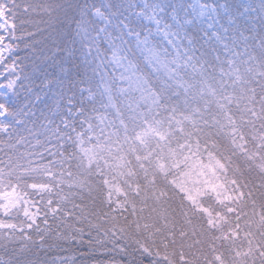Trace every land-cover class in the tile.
I'll return each mask as SVG.
<instances>
[{
  "label": "rangeland",
  "instance_id": "obj_1",
  "mask_svg": "<svg viewBox=\"0 0 264 264\" xmlns=\"http://www.w3.org/2000/svg\"><path fill=\"white\" fill-rule=\"evenodd\" d=\"M123 1L131 10L124 17L110 18L103 5L91 14L98 24L94 39L106 50L108 76L120 111L114 114L100 107L95 101L96 94L84 89L86 103L96 102L97 107L92 122H82L78 127L65 123L67 143L87 169L100 178L107 208L118 218L129 208V195L138 196L140 192L133 178L137 172L149 171L167 178L190 208L202 216L203 220L196 222L187 218L162 219L168 228L154 233L156 241L145 239L146 243L150 240L158 245L155 257L170 255L167 251L170 246L165 242L178 230L172 248L179 256L175 259H182V263L188 260V264H199L202 259L201 264H264V163L257 164L255 171L247 168L249 173L242 188L217 154L189 135L181 124L189 121L193 128L203 124L218 129L228 145L242 156L247 142L231 110L238 108L258 148L263 147L264 20H242L237 26H228L227 32L219 26L209 30L206 27L211 23L207 18L209 10L202 5L213 0H184L191 23L181 21L176 14L166 16V8L158 0ZM235 1L234 8L245 3ZM0 14L7 16V20L0 21V28L9 34L6 27L12 21L9 10L3 7ZM189 26L201 32L204 44L209 47L213 62L210 68L194 53L187 34ZM10 46L5 44V49ZM130 51L174 99L181 101L183 110L192 119L165 114L161 99L139 73ZM74 108V104L69 105L72 121L79 115ZM6 121L7 116L0 115L2 132L7 131ZM30 191L33 198L16 187L0 186L3 215L21 213L27 223L26 228L0 223V231H30L42 219L40 199L53 196L55 190L49 184H33ZM51 204L48 201L50 209ZM157 208L151 204L146 215H136L135 229L144 224L150 209L156 212ZM159 240L164 243L158 244ZM203 255L209 262L203 261ZM158 257L154 260L158 261L161 256Z\"/></svg>",
  "mask_w": 264,
  "mask_h": 264
},
{
  "label": "trees",
  "instance_id": "obj_2",
  "mask_svg": "<svg viewBox=\"0 0 264 264\" xmlns=\"http://www.w3.org/2000/svg\"><path fill=\"white\" fill-rule=\"evenodd\" d=\"M158 1L165 6L166 16L173 5H182L176 15L181 21L189 17L184 0ZM101 2L105 3L112 19L124 17L131 11L123 0H0V9L5 7L9 10L10 18L15 21L11 45L19 46L18 55L30 57L29 50L34 45L41 47L37 41L57 31L64 34L61 46L74 49L68 64L71 71L67 78H61L64 85L59 97L49 96L40 104L33 105L27 92L21 89L17 98L9 103L10 111L4 124L7 131H0V186L16 187L33 198L31 185L49 184L55 193L40 199L44 216L30 231H0V264H166L168 261L188 264V260L182 263L172 248L178 230L165 242L170 246L167 250L170 255L158 254L167 262L161 257V261L154 260L159 258L154 256L159 253L158 245L152 242L156 241L154 233L168 228L162 219L203 220L169 180L153 171L137 172L133 182L139 186L140 192L138 196L129 195V208L118 218L107 208L100 178L93 170L87 169L73 146L67 143L65 123L78 127L82 122H92L96 102L114 114L120 111L108 76L106 50L94 39L98 24L91 14ZM232 2L234 6L236 1ZM187 34L194 53L210 68L213 65L211 53L202 40L201 32L189 26ZM122 40L125 42L124 36ZM130 55L139 73L161 99L165 114L192 119L193 116L183 110L181 101L170 95L132 51ZM84 89L96 94V102L92 105L86 103L82 93ZM70 104H74V110L79 111L75 121L69 116ZM231 110L247 142L246 153L242 156L228 145L218 129L203 124L193 128L189 121H182L181 124L182 128L184 125L188 129L189 135L200 139L217 154L227 166L230 176L242 187V181L249 173L247 168L255 171L257 164L264 163V145L258 148L240 109ZM249 192L253 194L251 190ZM50 200L51 209L47 207ZM151 204L158 206L157 213L150 209L149 216L144 217V226L140 225L136 230V215H146ZM0 223L27 227L21 213L6 217L1 209ZM204 233H208L207 230ZM148 238L152 241L146 243ZM163 243L158 241V244ZM152 247L156 248L153 250ZM140 249L144 252L141 253ZM203 258L204 262H209L204 255Z\"/></svg>",
  "mask_w": 264,
  "mask_h": 264
},
{
  "label": "snow or ice",
  "instance_id": "obj_3",
  "mask_svg": "<svg viewBox=\"0 0 264 264\" xmlns=\"http://www.w3.org/2000/svg\"><path fill=\"white\" fill-rule=\"evenodd\" d=\"M178 7L182 5H173L169 15L177 14ZM202 7L209 10L207 18L211 23L206 25L209 30L219 26L227 32L228 26H237L242 20H264V0H259V3L245 0V3L235 8L232 0H213ZM3 20H7V16L0 14V21ZM186 22L191 23V17H187ZM6 27L9 28V34L0 28V115L4 116L9 114V103L17 98L21 89L27 92L33 105L40 104L49 96L59 97L64 85V79L61 78L69 75L71 69L68 64L74 52V49L61 46L64 34L57 31L37 41L41 47L34 45L29 50L30 57L18 55V45L5 49V44L11 45L15 21L9 22Z\"/></svg>",
  "mask_w": 264,
  "mask_h": 264
},
{
  "label": "bare ground",
  "instance_id": "obj_4",
  "mask_svg": "<svg viewBox=\"0 0 264 264\" xmlns=\"http://www.w3.org/2000/svg\"><path fill=\"white\" fill-rule=\"evenodd\" d=\"M102 5H103V6H106L104 2H101L100 6H102Z\"/></svg>",
  "mask_w": 264,
  "mask_h": 264
}]
</instances>
